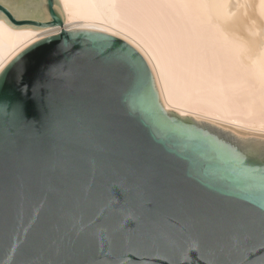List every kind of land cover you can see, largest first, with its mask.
Listing matches in <instances>:
<instances>
[{
  "label": "water",
  "instance_id": "95a60500",
  "mask_svg": "<svg viewBox=\"0 0 264 264\" xmlns=\"http://www.w3.org/2000/svg\"><path fill=\"white\" fill-rule=\"evenodd\" d=\"M47 18L14 26H63ZM0 264H264V141L166 109L125 40L66 30L0 71Z\"/></svg>",
  "mask_w": 264,
  "mask_h": 264
},
{
  "label": "bare ground",
  "instance_id": "6f19581e",
  "mask_svg": "<svg viewBox=\"0 0 264 264\" xmlns=\"http://www.w3.org/2000/svg\"><path fill=\"white\" fill-rule=\"evenodd\" d=\"M45 0H0L47 18ZM63 26H14L0 13V71L49 35L117 36L148 63L166 109L264 141V0H56Z\"/></svg>",
  "mask_w": 264,
  "mask_h": 264
}]
</instances>
